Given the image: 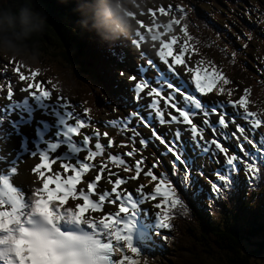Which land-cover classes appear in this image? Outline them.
Here are the masks:
<instances>
[{"label":"snow or ice","instance_id":"6c2138e0","mask_svg":"<svg viewBox=\"0 0 264 264\" xmlns=\"http://www.w3.org/2000/svg\"><path fill=\"white\" fill-rule=\"evenodd\" d=\"M133 8L144 15L137 0ZM187 10L181 3L148 7L150 22L138 18L137 11L129 13L135 22L130 43L140 49L150 42L155 59L141 50L144 63L127 77L131 84L117 81L108 102L116 111L130 101L138 104L143 95L149 100L147 112L133 108L122 117L92 121L90 109L61 95L58 83L36 79V68L25 74L22 61L9 57L7 64L13 65L20 86L8 76L0 84L8 101L0 107V145L13 137L18 140L11 154L0 155V264H140L142 255L168 240L162 232L173 228V219L188 213L186 200L198 206L203 196L211 206L231 199L242 181L255 188L264 180V109L250 110V86L233 99L235 88L226 86L234 82L212 61L201 58L189 64L199 55V40L188 30ZM250 10L264 22L259 7L245 9V15ZM157 14L166 19L158 21ZM112 55L122 61L125 54ZM149 69L154 76L147 75ZM17 91L25 95L16 98ZM210 93L227 99H204ZM101 123L117 130L119 143L99 131ZM157 124L177 127H169V135ZM141 126L149 136L139 131ZM182 131L189 133L190 142L181 138ZM150 143L163 151L148 164L142 152ZM25 156L34 163L21 175ZM200 157H206V163L197 164ZM141 176L147 183L127 186ZM101 183L109 187L101 189ZM148 183L151 189L145 191ZM146 202L151 212L141 208Z\"/></svg>","mask_w":264,"mask_h":264},{"label":"trees","instance_id":"16d2710c","mask_svg":"<svg viewBox=\"0 0 264 264\" xmlns=\"http://www.w3.org/2000/svg\"><path fill=\"white\" fill-rule=\"evenodd\" d=\"M122 1L6 0L5 7L11 6L13 12L21 7L30 9L29 15L40 28L33 30L32 25L22 26L19 22L6 26L0 32V45H3L0 47L24 44L29 55L44 62L40 63V76L45 80L51 78L59 84L61 92L79 99L98 116L107 105L109 93L116 91L114 85L130 60L129 57L127 61L128 44L124 37L105 40L112 35L108 26L116 19L102 18L109 13L108 4H112L120 19ZM162 1L167 5H187L188 30L199 40V55L194 54L195 57L221 66L234 83L237 79L250 81L253 78L258 65L252 53L261 48L256 40L257 43H253L249 29H257L264 36L259 31L264 32V22H258L257 11L250 10L245 15V9L257 6L264 12V0ZM232 3L240 7L234 15L228 12ZM0 23L7 22L0 17ZM17 33H26V38L21 40ZM246 33L250 36L246 37ZM245 44L246 47H241ZM113 52H123L122 61L119 55L113 57ZM5 58L0 56L3 78L10 72L8 67L6 73L3 71V66L9 65ZM52 63L66 81L56 78L50 68ZM232 197L234 199H223L208 210L205 209L208 203L204 202L199 210L193 201L186 200L188 213L173 219V228L162 232L168 240L160 241L162 248H156L166 249L161 251L164 264H260L264 255V198L253 199L241 185ZM149 206L145 203L144 207L151 212Z\"/></svg>","mask_w":264,"mask_h":264},{"label":"rangeland","instance_id":"374dc122","mask_svg":"<svg viewBox=\"0 0 264 264\" xmlns=\"http://www.w3.org/2000/svg\"><path fill=\"white\" fill-rule=\"evenodd\" d=\"M110 1L114 2L116 0H110ZM135 3H136V0H132V1L123 0L121 2V6L122 7L120 8V13H121L120 14V19H122L123 17H132L131 15H129V13H130L131 10H133V11H137L138 18L142 19L145 22H150L151 18L149 17V15L147 13V8L148 7H156V6H160V5L167 6V4L164 1H162V0H149V2H145L143 0H141V1L137 0V3H140V4L143 5L144 15L140 16L139 15V10L133 8ZM111 5L108 4V6H107V10L109 11L108 15L102 16V18L103 19L106 18V20H108V21H110L109 18H112L111 20H113V19L119 20L118 14L115 12V10L113 11V9L115 7L113 5L112 6ZM239 11H240V7L236 6L234 3H232L230 5L229 10H228V12L231 13V15H234V14L238 13ZM165 19H166L165 17L160 16L159 14H157V20L158 21H164ZM249 30H250V32L252 34L253 43L256 44L258 42V45L261 48V49H258L256 52L252 53V56L255 58V60L257 62V65H258L257 70L258 71H257L256 74L253 75V78L251 77L250 81L247 80V79H245L243 81H239L237 79L235 81V83L227 85L226 87H229V88H233L234 87L235 88V92H234L232 98L236 99L240 95L241 90L244 87H249L250 86L251 92H250V95L248 97V99L250 101L249 108H250V110H259V109H264V74H263L264 72L260 71L261 68H264V63H262V61H261V58H264V36L261 35L260 33H258L257 29L254 30L253 28H251ZM259 31L264 34L263 31H261V30H259ZM124 38H125L126 43L128 44V49L126 50V53L130 57L132 65H130L128 67L127 71H124V74L122 75V80L126 81L127 84H131V82L127 80V77L129 75L136 74V66L138 64H143L144 63V58L139 55V52L141 50H143L144 52H147L149 55H152L153 59H155V57H154L153 50L150 47V42L142 43L141 44V48L137 49L136 47H134L130 43V41L133 39V36H132L131 33L128 36L124 37ZM0 46H3V45H0ZM6 46L9 47V45H6ZM230 48H231V50H233L232 46ZM8 59H9V57H8ZM8 59L5 58V61L8 62ZM15 60H20L25 65V67L23 69L25 74H27L28 70L31 69V68H36V69L39 70V68L41 67L40 63H42V64L44 63L42 61H39L36 57H33L32 55H29L28 53H27V56H25L24 58L17 57V58H15ZM197 60H199V59L193 55L192 58L189 60V64L190 65L194 64ZM206 61H208V60H206ZM12 66L13 65H11V64H9L7 66L10 69L8 77H11L14 86L18 88L20 85L16 82V76L11 72V67ZM216 66H217L218 69L222 70L225 73V69H223L221 66H218V65H216ZM160 67H161V69L164 68L163 65H160ZM50 68H51V71L55 74V76H56V78L58 80H65L64 74L57 68L56 64L52 63L50 65ZM179 72H180V75L184 79H188V76L184 73L183 68H180ZM147 75L151 77V76H154L155 73L151 69H149V71L147 72ZM227 77L232 81L233 78L231 76L230 77L227 76ZM136 78L137 79L140 78L138 74L136 75ZM36 79L40 80L41 82L47 81L42 76H40V71H39L38 76L36 77ZM0 80H2V75H0ZM46 86L50 87V85H46ZM70 92L73 94V91H70ZM23 95H25V93L19 92V91L16 92V98H20ZM54 95H55V93L53 94V96ZM61 95L66 96L70 100L71 103H73L75 105H81V103L76 98L70 96V94H68L66 92H61ZM128 95L130 97L132 94L128 93ZM204 99L209 100V101L216 100V99L225 100V99H227V97H225V96L217 97L214 93H210L206 97H204ZM106 101H107V105H106V107H104V111L101 113V115L99 117L96 116L95 114H92L91 112L89 113L92 121H101V122H103V121H108V120H111V119H114V118H117V117H122L126 113H128L130 110H132L133 108H139V110L143 111V112H147L148 111L146 105L149 102V100H148V97L143 96V95H142V98H141V100L139 101L138 104L135 101H130L128 104L117 108L116 111H112L111 110L113 107H115V105L112 104V103H109L108 100H106ZM7 103H8V101L4 99V92L0 91V107H2L3 105H5ZM161 107H163L162 104H161ZM77 111H80L79 107L77 108ZM228 111L231 112L232 109L229 108ZM81 114L83 115V113H81ZM37 116H39V113H37ZM41 118L49 119L48 117H41ZM197 119H200V118L198 117ZM215 119H216V117L213 116L212 120H215ZM238 122L243 123L242 121H238ZM133 123H135V121H133ZM3 127H7V125L5 124V125H3ZM97 127L99 128V131L101 133L107 131L109 136L114 137V139L116 140L117 143L120 142L122 137L120 135H117V130L115 128H111V127L106 128L102 123L98 124ZM156 127L159 129V131H161L163 133H168L169 135H171V133L169 132V127H171L172 129H175L177 127V125L169 126V125L165 124V125L161 126V125L157 124ZM180 127H181V129H183L182 125H180ZM232 127H234V126H232ZM142 129H145V130H142ZM25 131L28 132V134H30V130H25ZM85 131H90V129H85ZM139 131L146 137L150 135L149 130L147 128L142 127V126L139 127ZM204 135H205V133H204ZM208 136H207V138H208ZM182 137L185 138V140L186 139H190L189 133L183 132V131H182ZM17 140H18V138L13 137L7 144L1 145L3 149L0 150L1 151L0 155L4 154L6 152L11 154L12 150L17 145ZM101 141H102V143H105V144L107 143V141H106V139L104 137H101ZM229 143H231V141H229ZM137 146H139V138L138 137H137ZM152 146L155 147L156 151L152 149L153 150L152 153H147L145 155L142 154L146 158V161H147L148 164H151L153 159H155L156 156H159V154L163 151L162 146L154 145L152 143L149 144V146L146 148V150H148L150 147L152 148ZM111 151H113V152H117V151L123 152V151H125V149L124 148H113V149H111ZM154 153H155V155H154ZM9 159H11V155H9ZM128 159L130 160V158H128ZM161 159L167 160V157H161ZM206 160H207L206 157H200V158H197L196 163L200 164L202 161H204L206 163ZM23 161L24 162H21L20 165H19V169H20L21 175L26 173V169L28 167L27 161L30 162L31 159H29L27 156H25L23 158ZM98 161H99V158H95L94 162H98ZM112 167L114 168L115 166H112ZM160 170H162V169H157V171H160ZM120 174L124 175L123 172H121ZM193 175L194 176L197 175L195 171H193ZM205 175H209V173L206 171ZM88 178L91 179V176H89ZM197 179L199 180V182L201 184L205 183L204 180H203V177L197 176ZM136 183L145 184L147 182L144 179V177L141 176L138 179L137 182L129 181L127 186L129 188H135ZM244 184H245V186H244L245 190L247 192L251 193L253 199H255V198H262L263 199L264 198V180L259 182L258 187H255V188H249L246 183H244ZM107 187H109L107 184H104V183L100 184V188L101 189H104V188H107ZM150 189H151V184L148 183L147 187L145 188V191H150ZM228 200L229 199H226V201H228ZM203 201L208 203V198L202 196V198L200 200V203L197 206V208L199 210H201L203 208V206H202L203 205ZM219 203H221V201H217V202L213 203L212 205L217 206ZM143 207H144V204L141 205V208H143ZM149 208H150V206H149ZM208 214H209V212H208ZM162 234L164 235V233H162ZM159 247L162 248L161 246H159ZM151 253L155 254L154 251H152ZM145 259H147V264H162L163 263V261H162V259L160 257L159 258H152V257L149 256V253H148V254H146V256L142 255L140 257V264H145ZM259 262H260V264H264V255L261 257Z\"/></svg>","mask_w":264,"mask_h":264},{"label":"clouds","instance_id":"9594fccd","mask_svg":"<svg viewBox=\"0 0 264 264\" xmlns=\"http://www.w3.org/2000/svg\"><path fill=\"white\" fill-rule=\"evenodd\" d=\"M5 3H6V0H0V17H2L7 22L6 24L0 23V32H3L6 26H11L16 22H19L22 26L32 25L33 30H39L40 25L36 24L33 21L32 17L29 15L30 9H25V8L21 7L19 9H17L16 12H13L11 6H8L7 8L5 7ZM109 19L111 20L112 18H109ZM108 27H109V30L111 31L112 35L109 37H105L106 41H113V40L119 39L121 37H126L130 33H132L135 29L134 18L123 17L122 19H119V20H113L112 23ZM17 35L20 36L21 40L26 38V33H23V34L17 33ZM251 37H252V34H251ZM126 49H128V45H127ZM0 56L6 57V58L12 57L13 59H15L17 57L24 58L25 56H27V49H26L25 45L22 43L15 46V47H12V48L0 47ZM113 57H116V56H113ZM128 60H129V56H127V61ZM126 64H127V68H126V71H127L128 67L130 65H132L131 60H129ZM118 81H121L123 83L126 82V81L122 80V77ZM2 82H4L3 77H2V80H0V84H2ZM126 84H127V82H126ZM77 100L79 101V99H77ZM79 102L82 104L81 101H79ZM90 112L92 113V111H90ZM100 115L101 114H99L98 117ZM142 130H145V129H142ZM209 134L210 133L208 131H206L205 132V138H207V136ZM181 138L183 140H185V138H183V137H181ZM185 141L190 142V139H186ZM1 148H2V146L0 145V149ZM152 148L156 151L154 146H152ZM149 151L152 153L151 147L148 150L144 149L142 154L145 155L147 153H150ZM241 186H243V187L245 186L244 182L241 183ZM244 189H245V187H244ZM189 201H190V199H189ZM191 202L192 201H190V203ZM146 203H148V202H146ZM148 204H150V203H148ZM144 206H145V203H144ZM150 206H151V204H150ZM213 208L214 207L212 205L211 206H209V205L205 206L206 210L213 209Z\"/></svg>","mask_w":264,"mask_h":264},{"label":"bare ground","instance_id":"6f19581e","mask_svg":"<svg viewBox=\"0 0 264 264\" xmlns=\"http://www.w3.org/2000/svg\"><path fill=\"white\" fill-rule=\"evenodd\" d=\"M29 163H30V164H31V163H34V161H33V160H31L30 162H29V161H27V165H30ZM220 201H223V199H222V200H220ZM204 202H205V201H203V204H204ZM205 203H206V202H205ZM156 250H157V249H156Z\"/></svg>","mask_w":264,"mask_h":264}]
</instances>
